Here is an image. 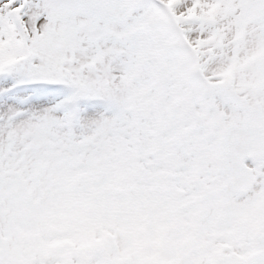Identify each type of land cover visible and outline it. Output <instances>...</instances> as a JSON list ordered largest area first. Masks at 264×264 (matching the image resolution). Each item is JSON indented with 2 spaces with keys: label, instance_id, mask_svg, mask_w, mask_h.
I'll list each match as a JSON object with an SVG mask.
<instances>
[{
  "label": "snow or ice",
  "instance_id": "snow-or-ice-1",
  "mask_svg": "<svg viewBox=\"0 0 264 264\" xmlns=\"http://www.w3.org/2000/svg\"><path fill=\"white\" fill-rule=\"evenodd\" d=\"M0 264H264V0H0Z\"/></svg>",
  "mask_w": 264,
  "mask_h": 264
}]
</instances>
